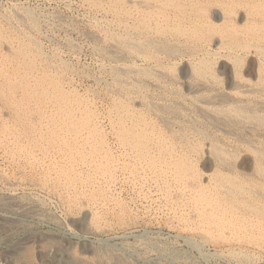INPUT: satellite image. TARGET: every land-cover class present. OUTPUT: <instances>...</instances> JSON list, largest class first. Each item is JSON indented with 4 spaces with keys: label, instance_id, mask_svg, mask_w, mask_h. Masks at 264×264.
<instances>
[{
    "label": "rangeland",
    "instance_id": "374dc122",
    "mask_svg": "<svg viewBox=\"0 0 264 264\" xmlns=\"http://www.w3.org/2000/svg\"><path fill=\"white\" fill-rule=\"evenodd\" d=\"M263 8L264 0H0V70L10 75L9 78H3L0 74V85L10 90L9 94L24 100L28 99L26 94L21 96V85L27 90H32L31 97L40 101H45L48 96L56 97V91L57 95L61 94L60 99L68 96L67 99L75 103L73 105L77 110L73 125L85 127L88 130L86 132L91 135L89 140L70 135L74 139L71 151H81L76 154L79 159L76 166H83V170L79 168L80 172H84L81 175L97 173L99 177L95 184L79 185V189H74L72 193L64 189L68 194L67 198L72 199V204L69 200L62 201L58 185H50L47 190L31 185L30 177H25L22 171L20 173L19 168L14 173L13 167L16 166H11L0 155V170L13 177L14 183L8 185L17 187L21 197L24 196L43 211L46 210L44 213L49 219L48 221L31 216L9 217L12 221L8 224L2 223L6 228L0 229V255L5 250L19 245L23 237L32 236L34 240L30 238V247L43 243V239L48 240L47 245L54 241L56 245L62 242L61 246L67 247L71 260L77 261L78 256L82 255L80 237L87 235L88 245L100 246L105 243L103 245L119 250L124 256L132 253L134 258L144 259L157 252L164 253L165 256L168 254L166 264H264V104L260 103L264 101ZM15 10L23 15L20 16L21 21L17 19ZM131 42L137 43L136 48L139 50H131ZM147 42L155 45L148 46ZM144 43L145 45H142ZM157 46L159 50L156 49ZM44 89V92L49 93L47 96L41 95ZM198 103H206L217 114L214 115L210 111L209 113L208 110L202 111L197 107ZM156 107L162 109L159 118L155 113ZM239 108L245 110L242 113L246 112L252 116L246 118L242 113L239 115ZM5 111L7 110L0 106V115H4ZM219 112L226 115L219 116ZM30 118H23L26 124L23 128H34L28 124ZM80 118L84 120L78 122ZM131 136L139 139L138 147L133 148L129 144L132 142ZM150 141L148 149L143 144H150ZM155 141L157 146L152 143ZM44 143L46 144L45 141ZM34 150L41 157L46 151L40 150L38 146ZM145 150L153 152L155 159L152 163H143L144 169H140L141 164L137 162ZM51 151L49 156L56 155L52 156L53 159L59 157ZM160 153L174 157L175 163L168 164L170 167L166 173L165 167L159 165L162 161L157 155ZM58 160H55L57 163L54 164L62 165ZM134 163H137V168H134ZM16 164L21 166V169L24 166L29 175L27 170L30 171V167L25 161H17ZM95 166L99 168L98 172L94 170ZM223 185L228 187L230 195L225 193ZM2 188L0 183V190ZM3 190L4 188L1 192H5ZM64 194L63 196H66ZM220 194L222 198L226 197L224 201L219 197ZM204 199L213 203V207H207ZM211 208L215 210L212 211ZM241 208L244 211L240 210ZM83 209L89 212L86 224L84 221L77 226L69 221L72 217L79 218L78 212ZM218 211L222 212L217 214ZM239 219H242L241 222ZM41 235H44L43 239ZM27 255L29 256L28 253L24 256ZM83 256L86 260L91 257L89 253H84ZM33 258V264H42ZM80 264L92 263L85 261Z\"/></svg>",
    "mask_w": 264,
    "mask_h": 264
},
{
    "label": "bare ground",
    "instance_id": "6f19581e",
    "mask_svg": "<svg viewBox=\"0 0 264 264\" xmlns=\"http://www.w3.org/2000/svg\"><path fill=\"white\" fill-rule=\"evenodd\" d=\"M196 1V0H195ZM257 1V0H256ZM108 2V1H107ZM139 2V1H138ZM164 3V2H163ZM94 4V3H93ZM177 4V3H176ZM10 5V4H9ZM17 5V4H16ZM123 5V4H122ZM142 5V4H141ZM102 6V5H101ZM134 6V4H133ZM160 6V5H159ZM186 6V5H185ZM189 6V5H188ZM13 7V6H12ZM107 7V6H106ZM136 7V6H134ZM161 7V6H160ZM127 8V7H126ZM198 8V7H197ZM256 8V7H255ZM21 9V8H20ZM125 9V8H124ZM131 9V8H130ZM179 9V8H178ZM183 9V8H182ZM257 9V8H256ZM260 9V8H259ZM262 9V8H261ZM260 9V10H261ZM264 9V8H263ZM18 10V9H17ZM216 10V8H215ZM100 11V10H99ZM173 11V10H172ZM212 12V10H210ZM254 11V10H253ZM13 12V11H12ZM220 12V11H219ZM250 12V11H249ZM8 13V12H7ZM38 13V12H37ZM216 14V12H214ZM222 13V12H221ZM235 13V12H234ZM259 13V12H258ZM12 14V13H11ZM15 14L18 15L16 16L17 19L19 18L20 21H21V17L20 16H23L22 14H20V12H16L15 10ZM225 14V13H224ZM241 14V13H240ZM255 14V13H254ZM29 15V13H28ZM115 15V14H114ZM141 15V14H140ZM152 15V14H151ZM150 15V16H151ZM178 15V14H177ZM211 15V14H210ZM109 16V15H108ZM139 16V15H138ZM153 16V15H152ZM172 16V15H171ZM11 17V16H10ZM35 17V16H34ZM33 17V18H34ZM100 17V16H99ZM170 17V16H169ZM220 17V16H219ZM218 17V18H219ZM240 17V16H239ZM31 18V16H30ZM103 18V17H102ZM113 18V17H112ZM161 18V17H160ZM36 19V18H35ZM39 19V17H38ZM212 19H215V18H212ZM30 20V19H29ZM32 22H34V19H32ZM99 20V19H98ZM113 20V19H112ZM26 21V20H25ZM63 21V20H62ZM9 22V21H8ZM198 22V20H197ZM200 22V21H199ZM205 22V21H204ZM11 23V22H10ZM22 23V22H20ZM30 23V22H29ZM9 24V23H8ZM13 24V23H12ZM25 24V23H24ZM35 24V23H34ZM229 24V23H228ZM2 25V24H1ZM22 25V24H20ZM31 26V24H29ZM116 25V24H115ZM160 26V25H159ZM176 26V25H175ZM123 27V26H122ZM157 27V26H156ZM187 27V26H186ZM255 27V26H254ZM27 28V27H25ZM39 28V27H38ZM140 28V27H139ZM31 29V27H30ZM133 29V28H132ZM16 30V29H15ZM25 30V29H24ZM131 30V29H130ZM193 30V29H192ZM191 30V32H192ZM40 31V30H39ZM53 31V30H52ZM97 31V30H96ZM31 32V31H30ZM33 32V31H32ZM92 32V31H91ZM154 32V31H153ZM27 33V32H26ZM98 33V32H97ZM256 33V32H255ZM24 34V33H23ZM40 34V33H39ZM135 34V32H134ZM146 34V33H145ZM184 34V33H183ZM101 35V34H100ZM107 36V35H106ZM150 36V35H149ZM96 37V36H95ZM109 37V36H108ZM31 38V37H30ZM121 38V37H120ZM158 38V37H157ZM162 38V37H161ZM216 38V37H215ZM37 39V38H36ZM148 39V38H147ZM164 39V38H163ZM196 39V38H195ZM39 40V39H38ZM150 40V39H149ZM154 41V39H152ZM207 40V39H206ZM31 41H34V40H31ZM98 41V40H97ZM116 41V40H115ZM172 41V40H171ZM192 41V40H191ZM200 41V40H199ZM17 42V41H16ZM37 42V41H36ZM102 42V41H101ZM40 43V42H38ZM155 43V42H154ZM159 43V42H158ZM247 43V42H246ZM34 44H36L34 42ZM148 46H151V45H155V44H152V43H149L147 42ZM160 44V43H159ZM198 44V43H197ZM99 45V44H98ZM101 45V44H100ZM112 45V44H111ZM142 45H145L142 44ZM207 45V44H206ZM102 46V45H101ZM107 46V45H106ZM110 46V45H109ZM129 46H131V50H136L138 48V44L137 43H132L131 44L129 43ZM243 46V45H242ZM114 47V46H113ZM127 47V46H126ZM156 47V46H155ZM154 47V48H155ZM159 46H157L156 49H158ZM163 47V46H162ZM166 47V46H165ZM175 47V46H174ZM181 47V46H179ZM208 47V46H207ZM32 48V47H31ZM152 48V47H151ZM202 48V47H201ZM218 48V47H217ZM262 48V47H261ZM264 48V47H263ZM30 49V48H29ZM108 49V48H107ZM183 49V48H182ZM31 50V49H30ZM115 50V49H114ZM119 50V49H118ZM139 50V49H138ZM159 50V49H158ZM170 50V49H169ZM174 50V49H173ZM186 50V48H185ZM205 50V49H204ZM214 50V48H213ZM224 50V49H223ZM227 50V49H226ZM230 50V47L228 49V51ZM127 51V50H125ZM146 51V50H145ZM163 51V50H161ZM166 51V50H165ZM164 51V52H165ZM177 51V50H176ZM182 51V50H181ZM184 51V49H183ZM218 51V49H217ZM53 52V51H52ZM120 52V51H118ZM168 52V51H167ZM171 52V51H170ZM179 52V51H178ZM177 52V53H178ZM209 52V51H208ZM226 52V51H225ZM1 53V52H0ZM51 53V52H50ZM106 53V52H105ZM124 53V52H123ZM136 53V52H135ZM222 53V52H221ZM227 53V52H226ZM47 54V53H46ZM49 54V53H48ZM143 54V53H142ZM150 54H151V51H150ZM167 54V53H166ZM178 54H182V53H178ZM107 55V54H106ZM115 55V53H114ZM127 55V54H126ZM133 55V54H131ZM184 55V54H183ZM229 55V54H228ZM44 56V55H43ZM42 56V57H43ZM54 56V55H53ZM52 56V57H53ZM105 56V55H104ZM118 57V55H115ZM185 56V55H184ZM201 56V55H200ZM213 56V55H212ZM1 57V56H0ZM47 57V56H46ZM51 57V56H50ZM51 57V58H52ZM110 57V56H109ZM121 57V56H120ZM148 57V56H147ZM151 57V56H150ZM155 57V56H154ZM207 57V56H206ZM214 57V56H213ZM54 58V57H53ZM60 58V57H59ZM58 58V59H59ZM103 58V57H102ZM107 58V57H106ZM173 58V57H172ZM194 58V56H193ZM226 58V57H225ZM262 58V57H261ZM39 59V58H38ZM50 59V58H49ZM55 59V58H54ZM189 59V58H188ZM187 59V61H188ZM199 59V58H198ZM241 59V58H239ZM4 60V59H3ZM62 60V59H61ZM133 60V59H132ZM182 60V59H180ZM196 60V59H195ZM222 60V59H221ZM111 61V60H110ZM122 61V60H121ZM161 61V60H160ZM166 61V60H165ZM191 61V60H190ZM225 61V60H224ZM228 61V60H227ZM236 61V60H235ZM234 61V62H235ZM51 62V61H49ZM130 62V61H129ZM132 62V61H131ZM154 62V61H153ZM163 62V61H162ZM240 62V61H239ZM117 63V62H116ZM166 63V62H165ZM58 64V63H57ZM115 64V63H114ZM132 64V63H131ZM147 64V63H146ZM151 64V63H149ZM226 64V63H225ZM6 65V64H5ZM9 65V64H8ZM37 65V64H36ZM41 65V64H40ZM60 65V64H59ZM109 65V64H108ZM107 65V66H108ZM120 65V64H119ZM123 65V64H122ZM157 66V65H156ZM167 66V65H166ZM194 66V65H193ZM203 66V65H202ZM208 66V65H206ZM5 67V66H4ZM64 67V66H63ZM109 67V66H108ZM140 67V66H139ZM145 67L142 66V68ZM147 67V66H146ZM153 67V66H152ZM189 67V66H188ZM111 68V66H110ZM127 68V67H126ZM125 68V69H126ZM130 68V67H129ZM141 68V67H140ZM184 68V67H183ZM186 68V67H185ZM223 68V67H222ZM15 69V68H14ZM57 69V68H56ZM193 69V68H192ZM229 69V68H228ZM6 70V69H5ZM16 70V69H15ZM115 70V69H114ZM127 70V69H126ZM144 70V69H143ZM150 70V69H149ZM147 70V72L149 71ZM52 71V70H51ZM153 71V70H152ZM41 72V71H40ZM107 72V71H106ZM136 72V71H135ZM209 72V71H208ZM228 72V71H227ZM123 73V72H122ZM125 73V72H124ZM144 73V72H143ZM167 73V72H166ZM0 74L2 76H4L3 78H9V74L3 70H0ZM129 74V72H128ZM135 74V73H134ZM184 74V73H182ZM189 74V73H188ZM228 74V73H227ZM120 75V74H118ZM137 75V74H136ZM190 75V74H189ZM68 76V75H67ZM158 76V75H157ZM199 76V74H198ZM227 76V75H226ZM13 77V75H12ZM161 77V76H160ZM166 77V75H165ZM174 77V76H173ZM183 77V76H182ZM186 77V76H185ZM16 78V77H15ZM140 78V77H139ZM142 78V77H141ZM168 78V77H167ZM190 78V77H189ZM193 78V77H192ZM209 78V77H208ZM260 78V77H259ZM13 79V78H12ZM56 79V78H55ZM151 79V78H150ZM163 79V78H162ZM183 79V78H182ZM14 80V79H13ZM141 80V79H140ZM147 80V79H146ZM171 80V78H170ZM188 80V79H187ZM194 80V79H193ZM210 80V79H209ZM245 80V79H244ZM33 81V80H31ZM122 81V80H121ZM143 81V80H142ZM148 81V80H147ZM168 81V80H167ZM192 81V80H191ZM196 81V80H195ZM232 81V80H231ZM252 81V80H251ZM50 82V81H49ZM54 82V81H53ZM151 82V81H150ZM154 82V81H153ZM151 82V83H153ZM158 82V81H157ZM234 82V81H232ZM42 83V82H41ZM67 83V82H66ZM159 83V82H158ZM164 83V82H163ZM200 83V82H199ZM31 84V83H30ZM51 84V83H50ZM68 84V83H67ZM115 84V83H114ZM121 84V83H120ZM139 84V83H137ZM155 84V83H154ZM175 84V83H174ZM53 85V84H52ZM112 85V84H110ZM132 85V84H131ZM141 85V83H140ZM139 85V86H140ZM160 85V84H159ZM185 85V84H184ZM241 85V84H240ZM246 85V84H245ZM249 85V84H248ZM63 86V85H62ZM68 86V85H67ZM126 86V85H125ZM161 86V85H160ZM190 86V85H189ZM192 87H197V86H194V85H191ZM205 86V85H204ZM203 86V87H204ZM212 86V85H211ZM233 86V84H232ZM257 86V85H256ZM255 86V87H256ZM259 86V85H258ZM51 87V86H50ZM69 87V86H68ZM164 87V86H163ZM167 87V86H166ZM235 87V86H234ZM264 87V86H263ZM11 88V87H10ZM55 88V87H54ZM61 88V87H60ZM143 88V87H142ZM162 88V87H161ZM212 88V87H211ZM245 88V87H244ZM261 88V86L259 87ZM58 89V88H56ZM62 89V88H61ZM144 89V88H143ZM158 89V88H157ZM191 89V88H190ZM207 89V88H206ZM231 89V88H230ZM12 90V89H11ZM15 90V89H14ZM20 90H21V96H24L26 94L27 96V99L28 100H24V99H18V97L14 96L13 94H9L8 92L10 90H8L5 86H1L0 85V106L3 107L4 110H7L5 111L4 115H0V155L1 157L3 158L4 161H8L9 164L11 166H16L15 168L13 167V171L14 173L16 171H18L17 169L19 168V171L21 173V171L23 172V174L25 175V177H30L31 179H29L31 182L30 184L31 185H34V186H40L41 188H45L46 190L51 186L55 185L57 187V185L60 187L58 188V192L62 193L60 194L61 196V199L62 201L64 202H68V200L73 204V201L72 199L69 197V199L67 198V193H65L64 189L68 190V193H72V191H76L79 189V185L80 186H85V185H93L95 184L96 180L99 178L98 177V174L96 173L95 175H89V173L87 175H81V173L83 172H80L79 168L82 169V167H78L76 166V163L78 162V158H77V153H81V151H78L77 152H73L71 151L72 150V142L74 139H72V136L74 135H77L78 137L82 138L83 140H89L90 138V134L89 132H86L88 131L85 127H78V126H75L73 125L74 123V120H75V116H76V113H77V110H76V107L73 105L74 102L72 101H69L67 97H63L62 99H60L62 96L61 94L57 95V91H56V97H51V96H48V98L45 100V101H40L38 98L36 100L35 97H31V93H33L32 90L30 89H25L24 86H20ZM72 90V89H71ZM93 90V89H92ZM128 90V89H127ZM132 90V89H131ZM134 90V89H133ZM146 90V89H145ZM152 90V89H151ZM194 90V89H193ZM203 90V89H202ZM234 90V89H233ZM239 90V89H238ZM242 90V89H241ZM240 90V91H241ZM255 90V89H254ZM263 90V89H262ZM13 91V90H12ZM46 91V89H44L41 93L42 96H47L49 93L48 92H44ZM120 91V90H119ZM148 91V90H147ZM162 91V90H160ZM232 91V90H231ZM230 91V92H231ZM260 91V90H259ZM55 92V90L53 91V93ZM71 92V91H70ZM150 92V91H149ZM154 92V91H152ZM157 92V91H156ZM166 92V91H165ZM197 92V90H196ZM195 92V93H196ZM199 92V91H198ZM197 92V93H198ZM211 92V91H210ZM235 92V91H234ZM262 92V91H260ZM212 93V92H211ZM210 93V94H211ZM215 93V92H213ZM219 93V92H218ZM245 93V92H244ZM127 94V93H126ZM158 94V93H157ZM165 94V93H164ZM167 94V93H166ZM174 94V93H173ZM203 94V93H201ZM236 94V93H235ZM77 95V94H76ZM145 95V94H144ZM169 95V94H168ZM191 94H189L190 96ZM212 95V94H211ZM239 95V93H238ZM249 95V94H248ZM116 96V95H115ZM129 96V95H128ZM141 96V95H140ZM149 96V95H147ZM157 96V95H156ZM173 96V95H172ZM188 96V95H187ZM194 96V94H193ZM192 96V97H193ZM203 96V95H202ZM209 96V95H208ZM216 96V95H214ZM262 96V95H261ZM78 97V96H77ZM122 97V96H121ZM127 97V96H126ZM137 97V96H136ZM162 97V96H161ZM171 97V96H170ZM191 97V98H192ZM195 97V96H194ZM201 97V96H200ZM228 97V95H227ZM239 97V96H238ZM22 98V97H21ZM81 98V97H80ZM79 98V99H80ZM142 98V97H141ZM139 98V100L141 99ZM172 98V97H171ZM208 98V97H207ZM219 98V97H218ZM240 98V97H239ZM238 98V99H239ZM33 99V100H32ZM60 99V100H59ZM152 99V98H151ZM166 99V98H165ZM170 99V98H168ZM216 99V98H215ZM222 99V98H221ZM237 99V101H238ZM252 99V98H251ZM72 100V99H71ZM81 100V99H80ZM93 100V99H92ZM119 100V99H117ZM128 100V99H127ZM133 100V99H132ZM142 100V99H141ZM178 100V99H177ZM176 100V101H177ZM183 100V99H182ZM199 100V99H198ZM204 100V99H203ZM205 100H208L205 98ZM204 100V101H205ZM236 100V99H235ZM241 99H239L240 101ZM255 100V98H254ZM253 100V101H254ZM152 101V100H151ZM159 101V100H158ZM234 101V100H233ZM236 101V102H237ZM252 101V102H253ZM121 102V101H120ZM149 102V101H148ZM175 102V101H174ZM180 102V101H178ZM245 103H247L246 101H244ZM263 102V103H262ZM89 103V102H88ZM145 103V102H144ZM230 103V102H229ZM260 103L264 104V101H261ZM75 104V103H74ZM80 104V103H79ZM83 104V103H82ZM113 104V103H111ZM182 104V103H181ZM189 104V103H188ZM193 104V103H192ZM222 104V103H221ZM226 104V103H225ZM224 104V105H225ZM236 104V103H235ZM242 104V103H241ZM244 104V103H243ZM77 105V103H76ZM110 105V104H109ZM115 105V104H114ZM113 105V106H114ZM130 105V104H129ZM150 105V104H149ZM154 105V104H153ZM163 105V104H162ZM213 105V104H212ZM219 105V104H218ZM227 105V104H226ZM250 105V104H249ZM90 106V105H89ZM112 106V105H111ZM110 106V108H112ZM116 106V105H115ZM157 106V105H156ZM183 106V105H182ZM200 107L201 110H208V112L210 111L211 113H213L215 115V113L217 114V112L215 111H212L213 109H210L206 103H198L197 104V107ZM239 106V105H237ZM242 106V105H241ZM245 106H248V105H245ZM75 107V108H74ZM135 107V106H134ZM140 107V106H139ZM147 107V106H146ZM185 107V106H184ZM195 107V106H194ZM196 107V108H197ZM236 107V106H234ZM253 107V106H252ZM123 108V107H122ZM128 108V107H127ZM182 108V107H181ZM224 108V107H223ZM238 108V107H237ZM243 108V107H242ZM256 108V107H254ZM260 108V107H259ZM79 109V108H78ZM131 109V108H130ZM133 109V108H132ZM165 109V108H164ZM189 109V108H188ZM260 109H263V108H260ZM155 113L158 114V118L161 117V110L162 109H159V108H155ZM180 110V109H179ZM130 111V110H129ZM187 111V110H186ZM242 111H245V110H242L241 108H239V110L237 111V113H239V115H241L240 113H242ZM257 111V110H256ZM82 112V111H81ZM135 112V111H134ZM139 112V111H138ZM177 112L179 114H181L178 110ZM199 112V111H198ZM209 112V113H210ZM251 112V111H250ZM79 113V112H78ZM117 113V112H116ZM125 113V112H124ZM133 113V112H132ZM143 113V112H142ZM151 113V112H150ZM167 113V112H166ZM185 113V112H184ZM182 113V114H184ZM207 113V114H209ZM263 113V112H262ZM90 114V113H89ZM172 114V113H171ZM201 114V113H200ZM236 114V112H235ZM246 118H250L252 115H248L244 113H242ZM79 115V114H78ZM103 115V114H102ZM188 115V114H186ZM191 115V114H190ZM219 116H225L226 114H223L222 112H219L218 114ZM217 115V116H218ZM27 117V120H28V117H31V121L28 123L30 126H34L33 129H28V127H22L24 125H26L24 123V117ZM116 116V115H115ZM125 116V115H124ZM130 116V115H129ZM136 116H139V115H136ZM175 116V115H173ZM172 116V117H173ZM197 116V115H196ZM237 116V114L235 115V117ZM264 116V115H263ZM90 117V116H88ZM93 117V116H91ZM102 117V116H101ZM122 117V116H121ZM145 117V116H144ZM156 117V116H155ZM166 117V116H163V118ZM212 117V116H211ZM241 117V116H240ZM117 118V117H116ZM137 118V117H136ZM146 118V117H145ZM157 118V119H158ZM196 118V117H195ZM208 118V117H207ZM221 118V117H220ZM255 118V117H253ZM34 119H36V121H34ZM115 119V118H114ZM174 119V117L172 118ZM182 119V118H181ZM180 119V120H181ZM230 120H233L231 118H229ZM238 119V118H237ZM262 119V118H261ZM260 119V120H261ZM82 120H84V118H80L79 120H77L78 122H82ZM127 120V119H126ZM133 120V119H132ZM145 120V119H144ZM166 120V119H165ZM190 120V119H189ZM195 120V119H194ZM197 120V119H196ZM227 120V119H226ZM225 122H229V121H226ZM236 120V119H235ZM241 120V119H240ZM239 120V121H240ZM123 121V120H122ZM136 121V120H135ZM159 121V120H158ZM164 121V120H163ZM174 121V120H173ZM176 121V119H175ZM198 121V120H197ZM206 121V120H204ZM211 121V119H210ZM215 121V120H214ZM234 121V120H233ZM238 121V120H237ZM256 121V120H255ZM100 122V121H99ZM145 122V121H144ZM188 122V121H187ZM192 122V121H191ZM203 122V121H202ZM242 122V120H241ZM257 122V121H256ZM34 123V125H33ZM109 123V122H108ZM129 123V122H127ZM155 123V122H154ZM199 123V122H198ZM215 123V122H214ZM244 123V122H243ZM260 123V122H259ZM152 124V123H151ZM176 124V123H175ZM77 125V124H76ZM85 125V124H84ZM160 125V124H158ZM157 125V126H158ZM169 125V124H168ZM185 125V124H184ZM192 125V124H191ZM213 125V123L211 124ZM218 125V124H217ZM216 125V127H217ZM229 125V124H228ZM235 125H238V124H235ZM241 125V124H240ZM256 125V124H255ZM83 126V125H82ZM103 126V125H102ZM140 126V125H139ZM204 126V125H203ZM206 126V125H205ZM258 126V125H257ZM263 126V125H262ZM105 127V126H104ZM103 127V128H104ZM148 127V125H147ZM197 127V126H195ZM209 127V126H207ZM223 127V125H222ZM247 127V126H246ZM246 127H244L246 129ZM261 127V126H259ZM32 128V127H31ZM64 128V129H63ZM107 128V127H106ZM149 128V127H148ZM165 128V127H164ZM200 128V127H199ZM203 128V127H202ZM211 128V127H210ZM226 128V127H225ZM225 128H221V129H225ZM256 128V127H255ZM254 128V129H255ZM263 128V127H262ZM166 129V128H165ZM206 129V128H205ZM216 129V128H215ZM218 129V128H217ZM220 129V130H221ZM237 129V128H236ZM248 129V127H247ZM65 130V131H64ZM107 130V129H106ZM105 130V131H106ZM112 130V129H111ZM158 130V129H157ZM207 130V129H206ZM238 130V129H237ZM250 130V129H249ZM253 130V129H252ZM104 131V132H105ZM156 131V130H155ZM214 131V130H213ZM224 131V130H223ZM227 130H225L226 132ZM233 131V130H232ZM244 131V130H243ZM254 131V130H253ZM252 131V132H253ZM209 132V131H208ZM211 132V131H210ZM236 132V131H235ZM260 132V131H258ZM63 133V135L61 134ZM166 133V132H165ZM191 133V132H190ZM197 133V132H196ZM223 133V132H222ZM251 133V132H250ZM108 134V133H107ZM116 134V133H115ZM149 134V133H148ZM155 134V133H154ZM160 134V133H159ZM163 134V133H162ZM171 134V133H170ZM169 134V135H170ZM203 134V133H202ZM208 134V133H207ZM235 134V133H234ZM188 135V134H187ZM206 135V134H205ZM238 135V134H237ZM152 136V135H151ZM167 136V135H166ZM212 136V135H211ZM132 138L130 139L132 142H130L129 144L133 147V148H136L138 147V140L139 139H136L137 137L135 136H131ZM205 137V136H203ZM235 137V135H234ZM240 137V136H239ZM255 138V137H254ZM108 139V138H107ZM185 139V138H184ZM232 139V138H231ZM237 139H240V138H237ZM170 140V139H169ZM174 140V138H173ZM44 141L46 142V144L44 143ZM118 141V140H117ZM194 141V140H193ZM207 141V140H206ZM82 142V141H81ZM85 142V141H84ZM173 142V141H172ZM179 142V141H178ZM210 142V141H209ZM228 142V141H227ZM234 142V141H233ZM88 143V142H87ZM93 143V142H92ZM97 143V142H95ZM154 143L155 146L158 145V143L155 141V142H152ZM175 143V142H173ZM188 143V142H187ZM221 143V142H220ZM232 143V142H231ZM246 143V142H245ZM253 143V142H252ZM77 145V143H75ZM90 144V143H89ZM177 144V143H175ZM204 144V143H203ZM250 145V143H247ZM92 145V144H91ZM101 145V144H100ZM146 146V148L150 149L149 145H151V141H150V144L148 142H146L145 144H143ZM182 145V144H181ZM205 145V144H204ZM38 146L40 147V150H46L45 152H43V156L41 157L38 153L35 152L34 148ZM161 146V145H160ZM178 146V145H176ZM218 146V145H217ZM239 146V145H238ZM96 147V146H95ZM142 147V145L140 146V148ZM180 147V146H178ZM215 147V146H214ZM220 147V146H219ZM229 147V146H228ZM235 147V146H233ZM250 147V146H249ZM79 148V147H78ZM88 148V147H87ZM116 148V147H115ZM118 148V147H117ZM183 148V147H182ZM203 148V147H202ZM206 148V147H205ZM245 148H248V147H245ZM252 148V147H251ZM89 149V148H88ZM104 149V148H103ZM119 149V148H118ZM121 149V148H120ZM124 149V148H123ZM155 149V148H154ZM159 149V148H158ZM225 149V148H224ZM37 150V149H36ZM50 150H52L55 154H57L59 157L56 158V159H53L52 156H56L54 154H52V156H49L48 153H50ZM166 150V149H165ZM176 150V149H175ZM205 150V149H204ZM222 150V148H221ZM230 150V149H229ZM247 150V149H246ZM245 150V151H246ZM249 150V149H248ZM51 151V152H52ZM256 151V150H255ZM218 152V151H217ZM166 153V152H165ZM189 153V152H187ZM214 153V152H213ZM213 153H210L213 154ZM41 154V153H40ZM126 154V153H125ZM184 154V153H182ZM219 154V153H217ZM259 154V153H258ZM194 155V154H193ZM214 155V154H213ZM260 155V154H259ZM162 162L161 166H164L165 167V173L168 172L167 168L170 167V165L168 164H173L175 162H173V159L174 157L171 155V156H163L161 153L160 155H157ZM176 156V155H175ZM208 156V155H207ZM220 156V155H219ZM231 156V155H230ZM116 157V156H115ZM134 157V156H133ZM136 157V156H135ZM201 157V155H200ZM223 157V156H222ZM228 157V156H227ZM61 159V160H58V159ZM168 158V159H167ZM197 158V157H196ZM216 158V157H215ZM218 158V157H217ZM231 158V157H230ZM85 159V158H84ZM124 159V157H123ZM155 159V155L153 154V152L151 151H144V154L140 156V159L139 161L137 162L138 164H141L140 166V169L143 168V163H152ZM185 159V158H184ZM193 159V158H192ZM208 159V158H207ZM233 159V157L231 158ZM257 159V158H256ZM55 160H58V162H62L63 164L62 165H55V163H57ZM203 160V159H202ZM219 162H221V158L219 157ZM262 160V159H261ZM24 162L28 165V167H30V171L27 170V172H29V175L26 173V170L24 169V166H23V169H21L22 167H18V165L16 164V162ZM27 161V162H26ZM87 161V160H86ZM192 161V160H191ZM225 161V160H224ZM212 162V161H211ZM137 163H134V168H137L136 167V164ZM186 163V162H185ZM188 163V162H187ZM225 163V162H224ZM231 163V162H230ZM258 163V162H257ZM1 164V163H0ZM196 164V163H195ZM217 164V163H216ZM221 164V163H220ZM219 164V165H220ZM223 164V163H222ZM234 164V163H233ZM79 165H82L79 163ZM214 165V164H213ZM263 165V164H262ZM158 166V165H157ZM199 166V165H198ZM233 166V165H232ZM4 167V165L2 166ZM7 167V166H6ZM10 167V166H9ZM8 167V168H9ZM27 167V168H28ZM163 167V168H164ZM229 168H230V165H229ZM2 169V168H1ZM144 169V168H143ZM262 169V168H261ZM264 169V168H263ZM83 170V169H82ZM94 170L96 172L99 171V168H94ZM206 170V169H205ZM223 170V169H222ZM129 171V170H128ZM148 171V170H147ZM153 171V170H152ZM225 171V170H224ZM230 171V170H229ZM259 172V171H258ZM84 173V172H83ZM8 173L5 172L4 170H0V183L1 185L3 186L5 192H1V189L0 190V229L2 230L3 228H6L4 226V224L2 223H10L12 221V219H10L9 217H13V216H31L32 217H36V218H41V219H48L46 217V214L44 213V211L46 212V210L43 211L42 208H40L39 206H37L34 202H32L31 200L29 199H25L24 196H20L19 194V189L17 187H13V186H10L13 182L12 180V176L10 175H7ZM17 174V173H16ZM125 174V173H124ZM128 174V173H127ZM204 174V173H203ZM260 174V173H259ZM264 174V173H263ZM117 175V174H116ZM157 175V174H156ZM10 176V177H9ZM19 176V175H18ZM100 176V175H99ZM166 176V175H164ZM209 176V175H208ZM207 176V177H208ZM20 177V176H19ZM41 177L42 179L39 180L38 178ZM119 177V176H118ZM154 177V176H153ZM199 177V176H198ZM206 177V178H207ZM227 177V176H226ZM16 178V177H15ZM18 178V177H17ZM101 179H103L101 176H100ZM120 178V177H119ZM213 178V177H212ZM219 178V177H218ZM158 179V178H157ZM203 179V178H202ZM208 179V178H207ZM210 179V177H209ZM234 179V178H233ZM245 179V178H244ZM257 179V178H256ZM223 180V179H222ZM235 180V179H234ZM246 180V179H245ZM243 180V182L245 181ZM263 180V179H262ZM159 181V180H158ZM216 181V180H215ZM264 181V180H263ZM105 182V181H104ZM150 182V181H149ZM201 182V181H200ZM218 182V181H217ZM255 182V181H254ZM14 183V182H13ZM130 183V182H128ZM227 183V182H226ZM259 183V182H258ZM10 184V185H8ZM139 184V183H138ZM146 184V182H145ZM175 184V183H173ZM203 184V183H202ZM210 184V183H209ZM260 184V183H259ZM17 185V184H16ZM24 185V184H23ZM136 185V184H135ZM27 186V185H26ZM111 186V185H110ZM180 186V185H179ZM182 186V185H181ZM96 187V186H95ZM126 187V186H125ZM152 187V186H151ZM156 187V186H155ZM223 190H225V193L228 192V195L229 194V190H228V187L226 185H223ZM257 187V186H256ZM219 188V187H218ZM244 188V187H243ZM246 188V187H245ZM29 189V188H28ZM61 189V190H60ZM121 189V188H120ZM132 189V188H131ZM232 189V188H231ZM39 190V189H38ZM37 190V191H38ZM51 190V189H50ZM53 190V189H52ZM144 190V189H143ZM151 190V189H150ZM177 190V189H176ZM241 190V189H240ZM259 190V188H258ZM23 191V190H22ZM25 191V190H24ZM110 191V190H109ZM146 191V190H145ZM159 191V190H158ZM260 191V190H259ZM90 192V191H89ZM125 192V191H124ZM136 192V191H135ZM172 192V191H171ZM216 192V191H215ZM21 193V192H20ZM32 193V192H31ZM39 193V191H38ZM65 193V194H64ZM150 193V192H149ZM245 193V192H244ZM22 194V193H21ZM27 194V193H26ZM41 194V193H40ZM53 194V193H52ZM66 195V196H63ZM111 194V193H110ZM114 194V193H113ZM131 194V193H130ZM236 194V193H235ZM33 195V193H32ZM36 195V194H35ZM127 195V194H126ZM146 195V194H145ZM176 195V193H175ZM180 195V194H179ZM226 195V196H228ZM261 195V194H260ZM154 196V195H153ZM181 196V195H180ZM188 196V195H187ZM222 194L219 195V197L221 198L222 201H224V199L226 198L224 196V198L221 197ZM248 196V195H246ZM250 196V195H249ZM30 197V196H29ZM28 197V198H29ZM36 197V196H35ZM241 197V196H239ZM243 197V196H242ZM258 197V196H257ZM256 197V198H257ZM31 198V197H30ZM129 198V197H128ZM255 198V199H256ZM260 198V197H259ZM258 198V199H259ZM59 199V198H58ZM160 199V198H159ZM214 199V198H212ZM250 199V198H249ZM252 199V197H251ZM38 200V199H37ZM142 200V199H141ZM193 200V199H192ZM205 202H207V207H213L212 204L208 199H204ZM228 200V198H227ZM230 200V199H229ZM245 200V198H244ZM40 201V200H39ZM56 201V200H54ZM139 201V200H138ZM231 201V200H230ZM236 201V200H235ZM241 201V200H240ZM260 201V199H259ZM264 201V200H263ZM163 202V201H162ZM234 202V201H233ZM253 202V200H252ZM94 203V202H93ZM137 203V202H136ZM145 203V202H144ZM249 203V202H247ZM60 204V202H59ZM148 204V203H147ZM189 204V203H188ZM192 204V203H191ZM253 204V203H252ZM256 204V203H255ZM43 205V204H42ZM67 205V204H66ZM89 205V204H88ZM103 205V204H102ZM107 205V204H106ZM153 205V204H152ZM175 205V204H174ZM246 205V203H245ZM244 205V206H245ZM257 205V204H256ZM61 206V204H60ZM63 206V205H62ZM93 206V205H92ZM109 206V205H108ZM117 206V205H116ZM150 206V205H149ZM157 206V205H156ZM165 206V205H164ZM226 206V205H225ZM235 206V205H234ZM140 207V206H139ZM46 208V207H45ZM94 208V207H93ZM173 208V207H172ZM228 208V207H227ZM248 208V207H247ZM63 209V208H62ZM144 209V208H143ZM229 209V208H228ZM231 209V208H230ZM246 209V208H245ZM88 210V209H87ZM93 210V209H92ZM117 210V209H116ZM153 210V209H152ZM188 210V209H187ZM211 210H215V208H211ZM220 210V209H219ZM240 210H243L244 209H240ZM48 211V209H47ZM154 211V210H153ZM227 211V210H226ZM250 211V210H249ZM68 212V211H67ZM128 213V211H126ZM219 212H222V211H218L216 212L217 214ZM75 213V212H74ZM79 213V218L78 217H72L70 218L71 220L69 221H72L74 222L76 225L79 224V226L85 221V224H86V218H87V215L89 214L88 211H86L85 209H83L82 211L78 212ZM111 213V212H110ZM133 213V212H132ZM160 213V212H159ZM172 213V212H171ZM235 212H233L234 214ZM238 213V212H237ZM247 213V212H246ZM253 213V212H252ZM115 214V213H113ZM154 214V213H153ZM110 215V214H109ZM120 215V213L118 214ZM138 215V214H137ZM247 215V214H246ZM48 216H51V215H48ZM78 216V215H76ZM131 217V215H129ZM147 216V215H146ZM151 216V215H149ZM229 216V215H228ZM234 216V215H233ZM54 217V216H53ZM105 217V216H104ZM110 217V216H109ZM124 217V216H123ZM230 217V216H229ZM232 217V215H231ZM238 217V215H237ZM261 217V216H260ZM15 218V217H14ZM18 218V217H17ZM51 218V217H50ZM102 218V217H101ZM158 218V217H157ZM235 217H233L234 219ZM110 219V218H109ZM113 219V218H112ZM127 219V218H126ZM141 219V217H140ZM163 219V218H162ZM168 219V218H167ZM259 219V218H258ZM122 220V219H121ZM128 220V219H127ZM131 220V219H130ZM133 220V219H132ZM164 220V219H163ZM226 220V219H225ZM231 220V219H229ZM242 220V219H241ZM241 220L239 219V221L241 222ZM49 221V219H48ZM129 221V220H128ZM146 221V220H145ZM154 221V220H153ZM211 221V220H210ZM218 221V220H217ZM19 222V221H18ZM47 222V221H46ZM52 222V221H51ZM123 222V221H122ZM160 222V221H159ZM166 222V221H165ZM227 222V221H226ZM230 222V221H229ZM249 222V221H248ZM253 222V221H252ZM133 223V222H132ZM153 223V222H152ZM176 223V222H175ZM220 223V222H219ZM223 223V222H222ZM13 224V222H12ZM11 224V225H12ZM119 224V223H118ZM134 224V223H133ZM139 224V222H138ZM207 224V223H206ZM209 224V223H208ZM237 224V222H236ZM234 224V225H236ZM246 224V223H245ZM102 225V224H101ZM120 225V224H119ZM240 225V223H239ZM248 225V224H247ZM78 226V225H77ZM124 226V225H123ZM205 226V225H204ZM222 226V225H221ZM251 226V224H250ZM253 226V225H252ZM11 227V226H10ZM17 227V226H16ZM22 227V226H21ZM89 227V226H88ZM87 227V228H88ZM116 227V226H114ZM227 227V226H226ZM230 227V226H229ZM238 227V226H237ZM240 227V226H239ZM257 227V226H256ZM86 228V229H87ZM93 228V227H92ZM136 228V227H135ZM196 228V227H195ZM214 228V227H213ZM233 228V227H232ZM249 228V227H248ZM14 229V228H13ZM22 229H25V228H22ZM89 229V228H88ZM102 229V228H101ZM234 229V228H233ZM261 229V228H259ZM0 230V231H1ZM11 230V229H10ZM131 230V229H130ZM247 230V229H246ZM46 231V230H45ZM90 231V230H89ZM249 231V230H247ZM256 231V230H255ZM9 232V231H8ZM7 232V233H8ZM31 232V231H30ZM40 232V231H39ZM108 232V231H107ZM131 232V231H130ZM193 232V231H192ZM227 232V231H226ZM244 232V231H243ZM43 233V232H42ZM200 233V232H199ZM39 234V233H38ZM124 234V233H122ZM181 234V233H180ZM228 234V233H227ZM233 234V233H232ZM248 234V233H247ZM48 235V234H47ZM52 235V234H51ZM49 235V236H51ZM121 235V234H120ZM185 235V234H184ZM188 235V234H186ZM259 235V234H258ZM42 236L44 235H41V238ZM109 236V235H108ZM45 237H46V234H45ZM56 237V236H55ZM139 237V236H138ZM180 237V236H178ZM227 237V236H226ZM30 238L32 240H34L32 236H30ZM29 237L28 238H24L22 239L21 243L19 245H15L11 248H9L8 250H5V252L0 255V264H33L31 261H32V258L33 260H39L42 264H69V263H73V264H80V263H84L85 261L86 262H90L92 264H166L165 261L167 259L168 261V254L165 256L164 253H153L151 254L150 256H147V258H144V259H140V258H134V254L130 253L128 256H124L123 254H121L120 252L116 251L114 248H110L109 246H106V245H103L105 243H101L102 245L100 246H95L97 244H92V245H88L89 243H87L88 241V237L87 235H82L80 237V240H81V252H82V255L81 256H78V259H76L77 261H73L71 260V256L70 254L68 253V250H66L65 247L61 246L62 242H60L61 244L59 245H56L54 242H52V244H55V245H47L46 243H48L46 241V239H43V243L41 242L40 244H38L37 246L35 247H30L28 244H31L29 243L31 241ZM48 238V237H47ZM255 238V237H254ZM261 238V237H259ZM38 239V238H37ZM61 239V238H60ZM59 239V240H60ZM103 239V238H102ZM198 239V238H197ZM40 240V239H39ZM58 240V238H57ZM65 240V239H64ZM109 239H107L108 241ZM146 240V239H145ZM143 240V241H145ZM254 240V239H253ZM252 240V241H253ZM42 241V240H41ZM154 241V240H153ZM157 241V240H155ZM197 241V240H196ZM251 241V242H252ZM58 242V241H57ZM67 242V241H66ZM209 242V241H208ZM261 242V241H260ZM16 243V242H15ZM33 243V242H32ZM68 243V242H67ZM111 243V242H110ZM157 243V242H156ZM64 244V243H63ZM112 244V243H111ZM247 244V243H246ZM65 245V244H64ZM67 245V244H66ZM65 245V246H66ZM139 245V244H137ZM144 245V244H143ZM233 245V244H232ZM258 245V244H257ZM111 246V245H110ZM210 245H208L209 247ZM226 246V245H224ZM243 246V245H242ZM71 247V246H70ZM80 247V246H79ZM130 247V246H129ZM137 247V246H136ZM155 247V246H154ZM193 247V246H192ZM219 247V246H218ZM233 247V246H232ZM248 247V246H247ZM120 248V247H119ZM141 248V247H140ZM162 248V246H161ZM205 248V246H204ZM216 248V247H214ZM237 248V247H236ZM76 249V248H75ZM123 249V248H122ZM127 249V248H126ZM125 249V250H126ZM131 249V247H130ZM134 249V248H133ZM149 249V248H148ZM151 249V247H150ZM160 249V248H159ZM163 249V248H162ZM167 249V248H166ZM224 249V248H223ZM71 250V249H70ZM78 250V249H77ZM139 250V248H138ZM202 250V249H200ZM221 250V248H220ZM239 250V249H237ZM76 251V250H75ZM154 251V250H152ZM158 251V249H157ZM162 251V250H161ZM160 251V252H161ZM174 251V250H173ZM205 251V250H204ZM226 251V250H225ZM71 252V251H70ZM78 252V251H77ZM75 252V253H77ZM129 252V251H128ZM149 252V251H148ZM156 252V251H155ZM167 252V251H166ZM170 252V250L168 251ZM167 252V253H168ZM200 252V251H199ZM230 252V251H229ZM242 252V251H241ZM251 252V251H250ZM29 254V256H24L26 254ZM74 253V252H73ZM79 253V252H78ZM84 253H89L91 255V257L89 258V260H86V258L83 256ZM143 253V252H142ZM176 253V252H175ZM174 253V254H175ZM180 253V252H178ZM219 253V252H218ZM144 254V253H143ZM147 254V253H146ZM177 254V253H176ZM245 254V253H244ZM145 255V254H144ZM178 255V254H177ZM237 255V253H236ZM249 255V254H247ZM24 256V257H23ZM86 256V255H85ZM170 256V255H169ZM172 256V255H171ZM176 256V255H175ZM180 256V255H179ZM229 256V255H228ZM89 257V256H88ZM87 257V258H88ZM145 257V256H144ZM226 257V256H225ZM181 258V257H180ZM187 258V257H186ZM228 258V257H227ZM236 258V257H235ZM245 258V256H244ZM222 259V258H221ZM174 260V259H173ZM225 260V259H224ZM170 261V260H169ZM176 261V260H175ZM237 261V260H236ZM239 261V260H238ZM242 260H240L241 262ZM38 262V261H37ZM234 262V261H233ZM39 264V263H37ZM168 264V263H167ZM170 264V263H169ZM174 264V263H173ZM179 264V263H178ZM251 264V263H250Z\"/></svg>",
    "mask_w": 264,
    "mask_h": 264
}]
</instances>
